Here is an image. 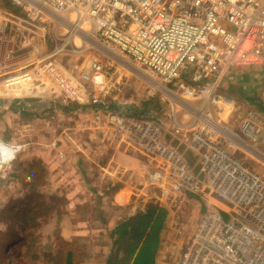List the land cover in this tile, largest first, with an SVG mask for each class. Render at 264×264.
Returning <instances> with one entry per match:
<instances>
[{
  "label": "built area",
  "instance_id": "obj_1",
  "mask_svg": "<svg viewBox=\"0 0 264 264\" xmlns=\"http://www.w3.org/2000/svg\"><path fill=\"white\" fill-rule=\"evenodd\" d=\"M10 1L54 44L0 74L4 84L28 94L57 84L84 103L56 56L93 48L102 58L78 77L94 121L142 157V195L202 203L177 264H264V98L241 104L221 86L239 68L264 69V0ZM23 47L6 56L17 60ZM132 77L152 103L120 94Z\"/></svg>",
  "mask_w": 264,
  "mask_h": 264
},
{
  "label": "rangeland",
  "instance_id": "obj_2",
  "mask_svg": "<svg viewBox=\"0 0 264 264\" xmlns=\"http://www.w3.org/2000/svg\"><path fill=\"white\" fill-rule=\"evenodd\" d=\"M25 16L20 6L0 0V39L3 34L13 44L24 39L22 45L35 59L48 52L54 37L48 27L31 31L23 22ZM32 35L35 37L27 45ZM94 56L102 58L93 48L56 56L69 82L81 91L84 103L65 96L57 84L48 83L44 92H21V111L0 104V140L23 145L11 165L0 167V264H11L9 258L13 264H64L68 250H73L76 264H104L111 246L112 223L102 217L105 214L113 220L129 211V207L116 206L109 191L101 208L94 190L97 183H110L111 179H101L97 173L114 166L110 158L116 149L122 151L117 155L141 157L126 144L116 142L104 122L93 119V108L87 103L91 94L79 79L78 68ZM227 81L230 95L241 104L253 96L256 100L264 98V71L260 67L238 69L226 79L225 87H229ZM120 94L139 102L148 96L143 81L136 77L123 80ZM155 105L159 115L166 118L161 102L155 100ZM81 168L89 175L81 176L76 171ZM136 172L138 175L130 181V197L135 204L147 199L142 192L148 191L140 186L141 169ZM201 210L202 203L190 195L169 207V226L159 253L164 264H177ZM17 230H23V234L18 241L14 242L18 236L11 241V257L2 258V243Z\"/></svg>",
  "mask_w": 264,
  "mask_h": 264
},
{
  "label": "crops",
  "instance_id": "obj_3",
  "mask_svg": "<svg viewBox=\"0 0 264 264\" xmlns=\"http://www.w3.org/2000/svg\"><path fill=\"white\" fill-rule=\"evenodd\" d=\"M3 37H4L3 39H0V74H2L5 71H8L9 69L14 68L16 62L17 64L25 65L26 63L29 62V60L33 56L31 53L28 54L30 49H28L27 46H24L21 49L20 57L17 60H15V58H8L6 56L8 53V50L14 49L16 45L23 46L22 45L23 41L22 43L17 42L13 44V43H10V40H9L10 38H6L4 34H3ZM32 37H35V35H32L28 39V41L26 40L27 45L30 43V40H33ZM239 69L243 70V68H239ZM261 69L264 71L263 68ZM236 73H237V70L235 72H232L231 73L232 75L230 74L231 76L229 78H232V76L235 75ZM258 86L261 87L260 83H258ZM20 91L21 90L18 89L17 86H6L4 82L2 81V79H0V97H1L0 104H3V107H5V109L11 108L13 110L21 111L22 108L20 107V105H23V101L21 98L23 97V94ZM256 102L257 104H259L258 101ZM83 106H86V105H83ZM116 150L117 152H120V153L122 152V151H118V149ZM117 152L116 154L113 153V155L110 158L114 166H112L111 168L99 170V172L97 173L99 176H101V179H104V177L111 179L110 183L109 184H107V182H104L103 184L97 183L95 184V188H94V190L96 191V195L100 200L99 204L101 208L104 207V203L106 201V192L108 191L112 192L111 198L116 206L129 207V211L127 212L126 215L118 216L117 218L113 220H109L104 214V217H102V220H105V222L110 223V224L112 223L109 226V230L110 228L114 226L115 223L121 220H124L128 216L134 214L136 211L144 209L146 205L152 200V199L147 198V199H144L142 203H137V204L133 203V200H131V197H130L131 193L133 192V189L131 188V185H130V181L132 180L131 179L132 177H136L138 175L136 171L141 169L143 160L141 157H138L137 155L135 156L134 155H121V154L117 155ZM76 171H79V174H81V176L89 175V172L86 173V171L84 174V168H81ZM80 171H83V172L80 173ZM153 201L154 203L157 202L155 200ZM158 204L164 206L167 210H169L170 206L160 204V203ZM136 205H139V206H136ZM168 226H169L168 219L165 218L163 225L161 227V230L159 232V242H158L155 254H154L153 264H164L161 261L162 258L160 257L159 253H160V250L162 249L163 240L166 235ZM109 251H110V248H109ZM73 260H74V257H73ZM73 264H76V262L74 261ZM104 264H106V259H105Z\"/></svg>",
  "mask_w": 264,
  "mask_h": 264
},
{
  "label": "trees",
  "instance_id": "obj_4",
  "mask_svg": "<svg viewBox=\"0 0 264 264\" xmlns=\"http://www.w3.org/2000/svg\"><path fill=\"white\" fill-rule=\"evenodd\" d=\"M225 81L222 82V88L229 93L232 92L228 81L229 87H225ZM251 99L254 101L256 97L253 96ZM142 103L150 104L152 100L145 99ZM67 108L69 109L68 106ZM189 195L197 197L195 194L189 193ZM167 213L168 210L164 206L151 200L144 209L115 223L109 230L111 246L106 264H153L159 232L167 218ZM73 262V250H68L64 264H73Z\"/></svg>",
  "mask_w": 264,
  "mask_h": 264
},
{
  "label": "clouds",
  "instance_id": "obj_5",
  "mask_svg": "<svg viewBox=\"0 0 264 264\" xmlns=\"http://www.w3.org/2000/svg\"><path fill=\"white\" fill-rule=\"evenodd\" d=\"M21 151L23 145L0 140V167L11 165Z\"/></svg>",
  "mask_w": 264,
  "mask_h": 264
},
{
  "label": "bare ground",
  "instance_id": "obj_6",
  "mask_svg": "<svg viewBox=\"0 0 264 264\" xmlns=\"http://www.w3.org/2000/svg\"><path fill=\"white\" fill-rule=\"evenodd\" d=\"M22 234H23V230H17V231H15L13 233V235L10 237L9 240H7V239L4 240L5 244H2V247H4V250L1 252L2 258L4 256L11 257V250H10L11 246H10V243H12L11 241L17 236L18 237H17V239L14 240V242L18 241L20 239V236H22ZM8 261L11 262V264H13L10 258H9ZM6 264H8V263H6Z\"/></svg>",
  "mask_w": 264,
  "mask_h": 264
}]
</instances>
